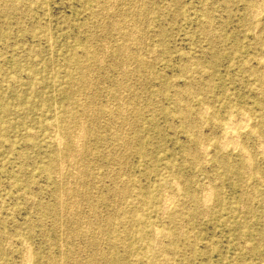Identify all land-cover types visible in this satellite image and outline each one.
Instances as JSON below:
<instances>
[{"label":"rangeland","instance_id":"obj_1","mask_svg":"<svg viewBox=\"0 0 264 264\" xmlns=\"http://www.w3.org/2000/svg\"><path fill=\"white\" fill-rule=\"evenodd\" d=\"M257 1L0 0V264H264Z\"/></svg>","mask_w":264,"mask_h":264},{"label":"bare ground","instance_id":"obj_2","mask_svg":"<svg viewBox=\"0 0 264 264\" xmlns=\"http://www.w3.org/2000/svg\"><path fill=\"white\" fill-rule=\"evenodd\" d=\"M18 1H19V0H18ZM140 1H141V0H140ZM258 1H259V0H258ZM258 1H257V3L260 2V1H259V2H258ZM12 2H13V1H12ZM12 2H11V3H12ZM251 2H252V1H251ZM261 2H262V1H261ZM261 2H260V3H261ZM2 3H3V2H2ZM106 3H107V2H106ZM21 4H22V2H21ZM13 5H14V4H13ZM139 5H140V4H139ZM253 5H254V4H253ZM263 5H264V3H263ZM263 5H262V6H263ZM3 6H4V5H3ZM131 6H132V5H131ZM135 6H137V5H135ZM257 6H258V5H257ZM262 6H261V7H262ZM6 7H7V6H6ZM26 7H27V5H26ZM129 7H130V6H129ZM139 7H141V6H139ZM209 7H210V6H209ZM259 7H260V6H258V8H259ZM103 8H104V7H103ZM131 8H132V7H131ZM131 8H130V9H131ZM133 8H134V7H133ZM135 8H136V7H135ZM135 8H134V10H135ZM137 8H138V7H137ZM137 8H136V9H137ZM252 8H253V7H251V9H252ZM255 8H256V7H255ZM130 9H129V10H130ZM256 9H257V8H256ZM263 9H264V8H263ZM137 10H138V9H137ZM140 10H141V9H140ZM140 10H138V11L141 12ZM206 10H207V9H206ZM260 10H262V9H260ZM4 11H5V10H4ZM8 11H9V9H8ZM22 11H23V9H22ZM135 11H136V10H135ZM210 11H211V10H210ZM253 11H254V10H253ZM258 11H259V10H258ZM262 11H263V10H262ZM131 12H132V9H131ZM7 13H8V12H7ZM252 13H253V12H251L250 15H251ZM259 13H260V12H259ZM262 13H263V12H262ZM254 14H255V13H254ZM256 14H257V12H256ZM260 14H261V13H260ZM0 15H1V14H0ZM139 15H140V14H139ZM139 15H138V16H139ZM250 15H248V17H249ZM254 16H256V15H254ZM258 16H259V15H258ZM134 17H135V16H134ZM251 17H253V15H252ZM246 18H247V17H246ZM253 18H255V17H253ZM130 19H131V18H130ZM249 19H250V18H249ZM251 19H252V18H251ZM251 19H250V20H251ZM260 19H261V18H260ZM124 20H125V19H124ZM244 21H245V19H244ZM129 23H131V22H129ZM129 23H128V27H130V26H129ZM206 23H207V22H206ZM247 23H248V22H247ZM257 23H258V22H257ZM204 24H205V23H204ZM133 25H134V24H133ZM253 25H254V24H253ZM125 26L127 27V25H125ZM134 26H135V25H134ZM205 26H206V25H205ZM256 26H257V24H256ZM135 27H136V26H135ZM135 27H133V28H135ZM247 27H248V25H247ZM247 27H246V28H247ZM252 28H253V27H252ZM257 28H258V27H257ZM121 29H122V27H121ZM121 29H120V30H121ZM125 29H126V28H125ZM129 29H130V28H129ZM131 29H132V27H131ZM136 29H137V28H136ZM136 29H135V30H136ZM207 29H209V28H207ZM126 30H128V29H126ZM255 30H257V29L255 28ZM131 31H132V30H131ZM133 31H134V30H133ZM136 31H137V30H136ZM257 31H258V30H257ZM257 31H256V33L260 32V31H258V32H257ZM121 32H122V30H121ZM121 32H119V33H120L119 35H121ZM138 32H139V31H138ZM210 32H211V31H210ZM252 32H253V30H252ZM124 33H125V32H124ZM129 33L132 35V33H131L130 31H129ZM133 33H134V32H133ZM215 33H216V32H215ZM217 33H218V32H217ZM254 33H255V32H254ZM136 34H137V33H136ZM136 34H133V35H136ZM127 35H129V34H127ZM140 35H141V34H140ZM217 35H218V34H217ZM255 35H256V34H255ZM255 35H254V36H255ZM141 36H142V35H141ZM257 36H258V35H257ZM120 37H122V35H121ZM127 37H129V36H127ZM205 37H206V35H205ZM129 38H130V37H129ZM136 38H137V37H136ZM212 38H214V37H212ZM255 38H256V36H255ZM124 39H125V38H124ZM124 39H123V40H124ZM131 39H133V38H131ZM134 40H135V39H134ZM142 40H143V39H142ZM126 41H127V39H126ZM132 41H133V40H132ZM130 42H131V41H130ZM130 42H129V43H130ZM136 42H137V41H136ZM140 42H142V41H140ZM120 43H121V42H120ZM134 43H135V41H134ZM123 44H126V42L123 43ZM127 44H128V43H127ZM131 44H132V43H131ZM140 44H141V43H140ZM140 44H138V45H140ZM104 45H105V44H104ZM138 45H137V46H138ZM102 46H103V44H102ZM105 46H106V45H105ZM105 46H104V48H105ZM123 47H125V48L127 47V48H128V45H127V46L125 45V46H123ZM123 47H121V48H123ZM211 47H212V46H211ZM87 48H88V47H87ZM104 48H103V49H104ZM121 48H120V46H119V50H120ZM90 49H92V48H90ZM104 50H105V49H104ZM124 50H126V49H124ZM127 50H128V49H127ZM94 51H95V49H94ZM91 52H93V51H91ZM97 52H98V51H97ZM128 52H129V51H128ZM99 53H100V51H99ZM101 53H102V52H101ZM121 53L123 54V52H121ZM126 54H127V53H126ZM126 54H125V56H126ZM129 54H130V53H129ZM154 54H155V53H154ZM86 55H87V54H86ZM117 55H118V54H117ZM123 55H124V54H123ZM83 56H84V55H83ZM96 56H97V55H96ZM125 56H124V57H125ZM130 56H131V54H130ZM130 56H129V57H130ZM97 57H98V56H97ZM97 57H96V58H97ZM98 58H99V57H98ZM100 58H101V57H100ZM100 58H99L98 60H100ZM138 59H139V57H138ZM259 59H260V58H259ZM124 60H125V59H124ZM95 61H96V59H95ZM121 61H122V60H121ZM143 61H144V59H143ZM190 61H191V60H190ZM190 61H189V62H190ZM199 61H200V60H199ZM123 62H124V61H123ZM123 62H122V63H123ZM140 62H141V60H140ZM124 63H125V64H124V66H125V65H126V62H124ZM263 63H264V62H263ZM263 63H262V64H263ZM185 64H186V62H185ZM96 65H97V64H96ZM84 66H85V65H84ZM87 66H88V65H87ZM197 66H198V65H197ZM244 66H245V65H244ZM261 66H262V65H261ZM247 68H248V67H247ZM262 68H264V66H263ZM249 69H250V68H249ZM260 69H261V68H260ZM89 70H90V69H89ZM250 70H251V69H250ZM261 70H264V69H261ZM83 71H84V70H83ZM197 71H198V70H197ZM197 71H196V72H197ZM185 72H186V71H185ZM198 72H200V71H198ZM251 72H253V71H251ZM186 73H187V72H186ZM253 73H254V72H253ZM90 74H91V73H90ZM250 75H251V74H250ZM250 75H249V76H250ZM252 75H253V74H252ZM252 75H251V76H252ZM261 77H262V76H261ZM263 78H264V77H263ZM86 79H87V77H86ZM80 80H81V79H80ZM87 81H88V80H87ZM84 82L86 83V81H84ZM261 82H262V81H261ZM14 83H15V82H14ZM263 83H264V82H263ZM77 84H78V83H77ZM79 84H80V83H79ZM86 84H87V83H86ZM88 84H89V83H88ZM188 85H189V84H188ZM83 86H84V83H83ZM14 87H15V86H14ZM85 87H86V85H85ZM256 87H257V86H256ZM37 89H38V88H37ZM253 89H254V88H253ZM259 89H260V88H259ZM261 90H262V91H261ZM261 90H260L261 92L264 91L263 88H262ZM254 91H255V90H254ZM260 91H259V92H260ZM81 92H82V91H81ZM185 92H186V91H185ZM259 92H258V93H259ZM261 92H260V93H261ZM84 94H85V93H84ZM186 94H187V93H186ZM263 94H264V92L262 93V95H263ZM81 95H82V94H81ZM187 95H188V94H187ZM190 95H191V94H190ZM194 96H195V95H194ZM188 97H189V96H188ZM231 97H232V96H231ZM263 98H264V96H263ZM188 99H189V98H188ZM177 100H179V99H177ZM76 102H77V100H76ZM80 102H82V101H80ZM89 102H90V101H89ZM91 102H92V100H91ZM173 102H174V101H173ZM83 103H84V101H83ZM92 103H93V102H92ZM175 103H176V102H175ZM176 104H178V103H176ZM183 104H185V102H184ZM80 106H81V104H80ZM80 106H79V108H80ZM82 106H83V105H82ZM88 106L90 107V106H92V104H91V105H88ZM203 106H204V105H203ZM177 107H178V106H177ZM83 108L85 109V107H83ZM83 108H82V109H83ZM90 108L93 109L92 107H90ZM95 108H96V107H95ZM205 108H206V105H205ZM97 109H98V108H97ZM105 109H106V108H105ZM179 109H180V108H179ZM202 109H204V107H203ZM206 109H207V108H206ZM206 109H205V110H206ZM70 110H71V109H70ZM70 110H69V111H70ZM85 111H86V110H85ZM90 111H91V110H90ZM97 111H98V110H97ZM200 111H201V110H200ZM86 112H88V110H87ZM91 112H92L91 114H93V111H91ZM231 112H232V109H231ZM95 113H96V111H95ZM95 113H94V114H95ZM203 113H204V111H203ZM209 113H210V112H209ZM84 114H85V113H84ZM89 114H90V113H89ZM89 114H87V115L90 117ZM105 114H106V112H105ZM205 114H206V113H205ZM85 115H86V114H85ZM85 115H83V117H84ZM110 115H111V114H110ZM187 115H188V114H187ZM203 115H204V114H203ZM91 116H92V115H91ZM112 116H113V115H112ZM188 116H189V115H188ZM200 116H201V115H200ZM210 116H211V115H210ZM230 116H231V115H230ZM245 116H246V115H245ZM245 116H244V117H245ZM113 117H114V116H113ZM113 117H112V118H113ZM240 117H241V116H240ZM240 117H239V118H240ZM230 118H231V117H230ZM235 118H236V117H235ZM235 118H234V119H235ZM246 118H247V117H245V120H247ZM77 119H78V118H77ZM83 119H84V118H83ZM113 119H114V118H113ZM234 119H233V120H234ZM236 119H237V118H236ZM236 119H235V121H237ZM242 119H244V118H242ZM248 119H249V118H248ZM111 120H112V119H111ZM115 120H117V119L115 118ZM186 120H187V119H186ZM191 120H192V119H191ZM200 120H201V119H200ZM202 120H203V119H202ZM228 120H229V119H228ZM69 121H70V120H69ZM79 121H81V120H79ZM128 121H129V120H128ZM212 121H213V120H212ZM214 121H215V120H214ZM231 121H232V120H231ZM67 122H68V121H67ZM115 122H117V121H115ZM124 122H125V121H124ZM193 122H194V121H193ZM238 122H239V121H238ZM245 122H246V121H244V123H243V125H241V127H242V126L244 127V126L247 125ZM78 123H79V122H78ZM200 123H201V122H200ZM211 123H212V122H211ZM218 123H219V122H218ZM240 123H242V122H240ZM247 123H248V122H247ZM70 124H72V122H71ZM79 124H80V123H79ZM115 124H116V123H115ZM125 124H127V123L125 122ZM201 124H202V123H201ZM203 124H205V123H203ZM230 124H231V122H230ZM232 124H233V123H232ZM234 124H237V123H234ZM245 124H246V125H245ZM127 125H128V124H127ZM213 125H214V124H213ZM216 125H217V124H216ZM239 125H240V124H239ZM48 126H50V125L48 124ZM78 126H79V125H78ZM226 126H227V125H225V127H226ZM247 126H248V125H247ZM76 127H77V124H76ZM76 127H75V128H76ZM79 127H80V126H79ZM79 127H77V128H79ZM227 127H230V126H227ZM234 127H235V126H234ZM75 128H74V129H75ZM80 128H81V127H80ZM80 128L77 129V130H80ZM232 128H233V126H232ZM235 128H236V127H235ZM235 128H233V129H235ZM51 129H52V128H51ZM124 129H125V126H124ZM217 129H218V128H217ZM223 129H225V128H223ZM226 129H227V128H226ZM230 129H231V128H230ZM238 129H239V128H238ZM244 129H245V127H244ZM77 130H76V132H77ZM81 130H82V129H81ZM240 130H241V129H240ZM249 130H250V129H249ZM249 130H248V131H249ZM222 131H223V130H222ZM253 131H254V130H253ZM31 132H32V131H31ZM67 132H68V131H67ZM80 132H81V131H80ZM74 133H75V131H74ZM77 133H78V132H77ZM77 133H75V134L77 135ZM223 133H224V138H225V140H227L229 143H230V141H231V144H232V140L234 139V137H238V135L235 136V134H236L235 132H231V131H229V130H227V131H225V132H223ZM32 134H33V133H32ZM68 134H69V133H68ZM68 134H67V135H68ZM70 134H71V133H70ZM81 134H83V133H81ZM196 134H199V132H198V133L196 132ZM200 134H201V133H200ZM200 134H199V136H200ZM249 134H250V133H249ZM57 135H58V134H57ZM71 135H73V134H71ZM79 135H80V134H79ZM30 136H31V134H30ZM69 136H70V135H69ZM73 136H74V135H73ZM77 136H78V135H77ZM220 136H221V135H220ZM222 136H223V135H222ZM32 137H33V136H32ZM53 137H54V136H53ZM55 137H56V136H55ZM74 137H76V136H74ZM82 137H83V135H82ZM256 137H257V135H256ZM72 138H73V137H72ZM79 138H80V137H79ZM222 138H223V137H222ZM257 138H258V137H257ZM257 138H256V139H257ZM48 139H49V138H48ZM75 139H76V138H75ZM197 139H198V138H197ZM202 139H203V138H202ZM236 139L238 140V138H236ZM260 139H261V138H260ZM260 139H259V142H258V143H259V146H260V144H261V143H260V141H261ZM55 140H56V139H55ZM55 140H54V141H55ZM73 140H74V139H73ZM73 140H72L71 142H73ZM199 140H200V139H199ZM219 140H221V138H220ZM74 141H75V140H74ZM77 141H78V140H77ZM77 141H76V142H77ZM235 141H236V140H235ZM55 142L58 143L57 141H55ZM61 142H62V141H61ZM228 142H225V144L228 143ZM241 142H243V141H241ZM65 143H66V142H65ZM202 143H203V142H202ZM229 143H228V145H229ZM75 144H76V143H75ZM75 144L72 143V146L75 145ZM206 144H207V143L205 142V145H206ZM222 144H223V142H222ZM231 144H230V145H231ZM208 145H209V144H208ZM217 145H220V144H217ZM226 145H227V144H226ZM234 145H235V144H234ZM243 145H244V144H243ZM220 146H221V145H220ZM257 146H258V145H257ZM261 146H263V145H261ZM57 147H59L58 144H57ZM66 147H67V146H66ZM201 147H202V146H201ZM224 147H225V145L223 146V148H224ZM251 147H252V146H251ZM199 148H200V147H199ZM207 148H208V147H207ZM207 148H205V149H207ZM220 148H221V147H220ZM223 148H222V149H223ZM225 148H226V147H225ZM232 148H233V147H232ZM236 148H237V143H236ZM202 149H203V153H204V147H203ZM233 149L236 150L235 148H233ZM257 149H258V148H257ZM77 150H78V149H77ZM77 150H75V151H77ZM223 150H224V149H223ZM259 150H260V149H259ZM259 150H258V151H259ZM193 151H194V150H193ZM197 151H198L197 154H199V152H200L201 150H200V151L197 150ZM208 151H209V149L207 150V152H208ZM214 151H215V150H214ZM239 151H241V150H239ZM255 151H256V148H255ZM258 151H257V152H258ZM261 151H262V150H260V152H261ZM69 152H70V151H68V153H67L68 159H69V156H70V155H68V154H70ZM207 152H206L205 154H207ZM209 152H210V151H209ZM232 152H233V151H232ZM76 153H79V152L77 151ZM200 153H201V152H200ZM241 153H242V152H241ZM245 153H246V152H245ZM261 153H262V152H261ZM211 154H213V152H212ZM211 154H209V155H211ZM243 154H244V153H243ZM254 154H255V153H254ZM71 155H72V154H71ZM76 155H77V154H76ZM76 155H75V156H76ZM78 155H79V154H78ZM239 155H240V154H239ZM245 155L248 156L247 154H245ZM250 155H251V154H250ZM62 156H63V155H62ZM73 156H74V153H73ZM73 156H72V157H73ZM202 156H203V155H202ZM211 156H212V155H211ZM186 157H187V156H186ZM241 157H242V156H241ZM243 157H244V156H243ZM250 157H251V156H250ZM250 157H249V158H250ZM73 158H75V157H73ZM73 158H71V159H73ZM76 158H77V157H76ZM249 158H248V159H249ZM59 159H60V157H59ZM63 159H64V158H63ZM65 159H66V158H65ZM65 159H64V160H65ZM185 159H186V158H185ZM243 159H244V158H243ZM62 161H63V160H62ZM62 161H61V162H62ZM65 161H66V160H65ZM65 161L63 162L64 164L66 163ZM76 161H77V160H76ZM247 161H248V160H247V158H246V162H247ZM59 162H60V160H59ZM61 162H60L59 164H61ZM71 162H72V161H71ZM248 162H249V161H248ZM248 162H247V164H248ZM77 163H78V162H77ZM77 163H76V165H77ZM185 163H186V161H185ZM70 165H71V164H70ZM72 165L74 166L75 164H72ZM76 165H75L74 167H76ZM81 165H82V164H81ZM77 166H78V165H77ZM67 167H68V165H67ZM78 167L81 168V166H78ZM78 167H76V168H78ZM59 168H60V167H59ZM62 168H63V167H62ZM68 168H72V167L69 166ZM68 168H67V169H68ZM74 169H75V168H74ZM248 169H250V167H249ZM248 169H247V171H248ZM60 170H61V169H60ZM71 170H72V169H71ZM75 170L77 171V170H79V169H75ZM75 170H74V171H75ZM56 171H57V170H56ZM76 171H75V172H76ZM244 171H245V170H244ZM60 172H61V171H60ZM60 172H57V173L59 174ZM80 172H81V171L76 172V173L79 174ZM248 172H249V171H248ZM57 173H56V176L59 178L60 175L58 176ZM65 173H66V172H65ZM81 173H82V172H81ZM81 173H80V174H81ZM54 174H55V173H54ZM64 175H65V174H64ZM64 175H63V176H64ZM73 176L75 177L76 175H73ZM54 177H55V176H54ZM74 177H72V179H73ZM80 177H81V176H80ZM62 178H63V177H62ZM216 178H217V177H216ZM63 179H64V178H63ZM63 179H62V180H63ZM76 179H79V178L76 177ZM80 179H82V178H80ZM255 179H257V178H255ZM259 179H260V178H259ZM56 180H58V179L56 178ZM64 180H65V179H64ZM68 180H69V179H68ZM70 180H71V179H70ZM214 180H215V179H214ZM72 181H73V180H72ZM76 181H78V180H76ZM178 181H179V180H178ZM58 182H59V181H58ZM70 182H71V181H70ZM65 183H67V182H65ZM65 183H64V184H65ZM73 183H74V182H73ZM175 183H176V182H175ZM60 184H61V183H60ZM62 184H63V182H62ZM67 184H69V182H68ZM67 184H65L66 187H68ZM83 184H85V183H83ZM173 184H174V183H173ZM240 184H241V183H240ZM178 185H179V184H178ZM205 185H206V184H205ZM57 186H58V185H57ZM60 186H61V185H60ZM69 186H70V185H69ZM71 186H72V185H71ZM71 186H70V187H71ZM174 186H175V185H174ZM175 187H176V186H175ZM209 187H210V182H209ZM217 187H218V186H217ZM217 187H216V189H217ZM60 188H61V187H60ZM64 188H65V187H64ZM177 188H178V186L176 187V191H177ZM207 188H208V185H207ZM207 188H206V189H207ZM211 188H212V187H211ZM211 188H210V189H211ZM65 189H67V188H65ZM206 189H205V190H206ZM210 189H209V190H210ZM68 190H70V189H68ZM162 190H163V189H162ZM172 190H173V189H172ZM202 190H204V189H202ZM207 190H208V189H207ZM64 191H65V192H68V191H66V190H64ZM174 191H175V190H174ZM176 191H175V192H176ZM211 191H212V190H211ZM69 192H71V191H69ZM135 192H136V191H135ZM60 193H61V190H60ZM71 193H72V192H71ZM166 193H167V192H166ZM166 193H165V194H166ZM170 193H171V195L173 194L172 192H170ZM201 193H203V192H201ZM208 193H209V192H208ZM208 193H207V195H208ZM210 193H211V192H210ZM62 194H63V192H62ZM74 194H75V193H74ZM174 194H175V193H174ZM174 194H173V195H174ZM205 194H206V192H205ZM60 195H61V194H60ZM66 195H69V193L66 194ZM66 195H65V196H66ZM71 195H72V194H71ZM71 195H70V196H71ZM163 195H164V194H163ZM171 195H170V196H171ZM194 195H195V193H194ZM210 195H211V194H210ZM166 196H167V195H166ZM177 196H178V194H177ZM204 196H205V195H204ZM204 196H203V197H204ZM250 196H251V195H250ZM61 197H62V196H61ZM173 197L177 198L176 196H173ZM173 197H172V198H173ZM192 197H193V196H192ZM58 198H59V197H58ZM63 198H65V197H63ZM169 198H170V197H169ZM172 198H171V199H172ZM201 198H202V196H201ZM206 198H207V196H206ZM56 199H57V198H56ZM162 199L164 200V196H163ZM173 199H174V198H173ZM208 199H209L210 201L212 200V199H210V197H208ZM208 199H206V200L208 201ZM60 200H62V198H61ZM183 200H184V199H183ZM206 200H204V201H206ZM164 201H166V200H164ZM167 201L169 202V200H167ZM167 201H166V202H167ZM210 201H209V202H210ZM136 202H137V201H136ZM162 202H163V201H162ZM182 202H183V201H182ZM202 202H203V199H202ZM212 202H214V200H213ZM60 204H61V203H60ZM203 204H204V203H203ZM203 204H202V205H203ZM62 205H63V204H62ZM62 205H61V206H62ZM167 205H168V204H166V206H167ZM59 206H60V205H59ZM59 206H58V207H59ZM128 206H129V205H128ZM138 206H139V205H138ZM163 206L165 207V205H163ZM168 206H169V205H168ZM204 206H205V205H203V206H201V207H204ZM169 207H170V206H169ZM175 207H176V206H175ZM180 207H181V206H180ZM190 207H191V206H190ZM199 207H200V205H199ZM201 207H200V208H201ZM207 207H208V205H207ZM59 208H60V207H59ZM59 208H58V209H59ZM208 208H209V207H208ZM70 209H71V208H70ZM203 209H204V208H203ZM68 210H69V208H68ZM140 210H141V209H140ZM172 210H173V209H172ZM207 210H209V209H206V212H208ZM62 211H65V210L63 209ZM59 212H61L60 209H59ZM176 212H177V211H176ZM93 213H94V211H93ZM61 214H62V213H60V216H61ZM162 214H163V213H162ZM94 215H96V214H94ZM126 215H127V213H126ZM160 215H161V214H160ZM121 216H122V215H121ZM180 216H181V215H180ZM129 217H130V216H129ZM60 218H61V217H60ZM109 219H110V217H109ZM130 219H131V218H130ZM178 219H179V218H178ZM182 221H183V220H182ZM60 222H61V221H60ZM68 222H69V221H68ZM107 222H108V221H107ZM77 223H78V221H77ZM98 223H100V222H98ZM101 223H102V222H101ZM109 223H110V222H109ZM179 223L182 224L183 222H180V221H179ZM60 224H61V223H60ZM78 224H79V223H78ZM110 224H111V223H110ZM126 224H127V223H126ZM67 225H68V224H67ZM97 225H98V224H97ZM105 225H106V223H105ZM107 225H108V224H107ZM114 225H115V224H114ZM177 225H178V224H177ZM74 226H75V225H74ZM99 226H100V224H99ZM99 226H97V230H98ZM110 226H112V225H110ZM61 227H62V226H61ZM113 227H114V226H113ZM179 227H181V225H180ZM64 228H66V227H64ZM69 228H70V226H69ZM75 228H76V226H75ZM77 228H78V227H77ZM78 230H79V229H78ZM156 230H158V229H156ZM156 230H155V231H156ZM80 231H82V230H80ZM110 231H111V230H110ZM98 232H99V231H98ZM161 232H162V231H161ZM73 234H76V232H75V233L73 232ZM79 234H80V232H79ZM97 234H98V233H97ZM76 235H77V234H76ZM76 235H74V236H76ZM98 235H99V234H98ZM103 235H104V232H103V234H102V237H103ZM153 235H154V234H153ZM153 235H152V236H153ZM156 235H157V234H156ZM156 235H155V236H156ZM155 236H154V237H155ZM158 236H159V235H158ZM96 237H97V235H96ZM98 237H99V236H98ZM98 237H97V239H98ZM156 237H157V236H156ZM162 238H163V237H162ZM90 239H91V238H90ZM90 239H89V240H90ZM164 239H165V237H164ZM95 240H96V239H95ZM99 240H100V239H98V242H99ZM102 240H103V238H102ZM104 240H105V239H104ZM104 240H103V241H104ZM154 240H155V239H154ZM155 241H156V240H155ZM159 241H160V240H159ZM94 242H95V241H94ZM111 242H112V240H111ZM92 243H93V242H92ZM95 243H96V242H95ZM153 243H154V242H153ZM161 243H162V239H161L160 243H156V244L159 245V244H161ZM117 244H118V243H117ZM154 244H155V243H154ZM156 244H155V245H156ZM161 245H162V244H161ZM24 246H25V245H24ZM24 246H22V248H23ZM95 246H96V245H95ZM152 247H153V246H152ZM159 247H161V246H159ZM26 248H28V246H27V247L25 246L24 250H25ZM155 248H156V247H155ZM25 251H28V250H25ZM105 251H106V250H105ZM250 251H251V250H250ZM96 252H97V251H95V253H96ZM98 252H99V250H98ZM23 253L25 254V252H23ZM28 253H29V252H28ZM107 253H108V252H107ZM61 254H62V253H61ZM91 254H92V256H93V253H91ZM22 255H23V254H22ZM26 255H27V252H26L25 256H26ZM29 255H30V254H29ZM29 255H28V256H29ZM28 256L25 258V260L28 258ZM30 256H31V255H30ZM30 256H29V257H30ZM99 257H100V252H99ZM88 258H89V257H88ZM94 258H96V257H94ZM28 260H30V259H28ZM52 260H53V258H52ZM96 260H97V259H96ZM96 260H95V261H96ZM22 261H23V260H22ZM106 261H107V260H106ZM131 261H132V260H131ZM23 262H24V261H23ZM92 262H93V261H91L90 263H92ZM104 262H105V261H104ZM24 263H26V262H24ZM24 263H23V264H24ZM92 264H93V263H92Z\"/></svg>","mask_w":264,"mask_h":264}]
</instances>
